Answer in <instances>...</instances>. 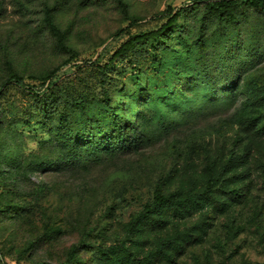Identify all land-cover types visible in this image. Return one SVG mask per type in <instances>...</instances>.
Segmentation results:
<instances>
[{
    "label": "rangeland",
    "instance_id": "374dc122",
    "mask_svg": "<svg viewBox=\"0 0 264 264\" xmlns=\"http://www.w3.org/2000/svg\"><path fill=\"white\" fill-rule=\"evenodd\" d=\"M206 6L0 0V264H264V7Z\"/></svg>",
    "mask_w": 264,
    "mask_h": 264
},
{
    "label": "trees",
    "instance_id": "16d2710c",
    "mask_svg": "<svg viewBox=\"0 0 264 264\" xmlns=\"http://www.w3.org/2000/svg\"><path fill=\"white\" fill-rule=\"evenodd\" d=\"M203 1L206 3V5H207L206 7H207L209 12L217 13L221 16H224L226 14L230 20H234V16L231 12V9L233 8V5H234L236 0H203ZM247 1L253 7H264V0H247ZM20 6H21V4H20ZM5 9H6V7L2 8V9L0 8V17L4 18V19H6V17H7V16H4L5 11H6ZM178 16H179V12H175L167 20V22L165 24H163L157 30H153V31L147 32V33H141L139 35H136V36L130 38L119 50L116 51L115 57H118L119 55H121L126 50V47L132 43L140 42V41H143L147 38H155L157 35L162 33L167 27L173 25L176 22ZM44 22H45L46 27L51 31V33L58 39V41L61 44H63L65 41V33L61 30V28L55 22L53 15H52L50 10H47L45 12ZM12 83H15L21 87L26 86V83L24 82L23 77L17 76V75L12 76V77L8 78L7 80H5L3 82V85L12 84ZM121 123H122V120L120 119V117L115 115L113 117V125L115 128H118L120 134L122 133ZM260 129L264 131V120L260 124ZM110 140H111V142H108V150L111 152H114L116 149L119 148V141H114L113 139H110ZM72 153H73L72 148H69L68 149V155H67L68 160H73V158H72L73 154ZM197 196H199V194L194 193V194L188 195L186 198L177 199L174 196V194L166 195L164 193H157L155 195V199H154L153 203L146 205L145 209L142 212L138 213L136 216H134L128 222L127 227H126V238H130V236L137 229L138 225L141 222L147 221L150 218L151 214H153L154 212L159 210L161 207L168 205V204H173V205L182 204L187 200L196 199ZM123 245L124 244H121V246H119L116 249L121 248ZM34 264H53V263L47 262V261H42V262H35ZM59 264H73V262L71 259H69L66 262L59 263Z\"/></svg>",
    "mask_w": 264,
    "mask_h": 264
}]
</instances>
